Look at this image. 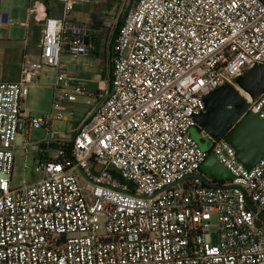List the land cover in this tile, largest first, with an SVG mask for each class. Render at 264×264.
<instances>
[{
  "label": "built area",
  "instance_id": "obj_1",
  "mask_svg": "<svg viewBox=\"0 0 264 264\" xmlns=\"http://www.w3.org/2000/svg\"><path fill=\"white\" fill-rule=\"evenodd\" d=\"M57 1L38 55L25 51L19 78L0 81V264H264V153L247 169L225 139L205 149L190 133L206 95L264 66V0H136L114 37L108 92L68 84L62 54L95 45L75 0ZM101 25L113 36L109 11ZM46 68L51 108L35 117L25 101ZM79 96L91 113L62 140L53 122ZM248 110L264 117V91ZM37 144L39 178L12 186L15 150ZM210 152L234 178L203 172Z\"/></svg>",
  "mask_w": 264,
  "mask_h": 264
},
{
  "label": "water",
  "instance_id": "obj_2",
  "mask_svg": "<svg viewBox=\"0 0 264 264\" xmlns=\"http://www.w3.org/2000/svg\"><path fill=\"white\" fill-rule=\"evenodd\" d=\"M100 19L101 14L94 15L93 29L100 24ZM235 84L222 83L205 96V108L197 115L194 127L205 130L211 137L206 139L208 145L200 142L203 148L210 149L212 139L219 141L223 138L235 148L244 167L250 169L264 153V117H260L259 112L247 111L248 100H254L264 91V66L254 65L239 74ZM201 169L219 181L234 178L211 152L201 164Z\"/></svg>",
  "mask_w": 264,
  "mask_h": 264
},
{
  "label": "rangeland",
  "instance_id": "obj_3",
  "mask_svg": "<svg viewBox=\"0 0 264 264\" xmlns=\"http://www.w3.org/2000/svg\"><path fill=\"white\" fill-rule=\"evenodd\" d=\"M110 12L114 9V17L115 21H120L123 15H125L126 11L130 8L131 5L134 4L136 0H119V1H111V0H100ZM124 3V4H123ZM30 6V0H0V15L2 13H8L9 15V24H0V80L3 79V75L8 72L11 75H16V68L13 71H9V64L5 67V48L9 47H21L24 39L25 27L20 25L21 21H25L27 19L28 10L27 7ZM124 6L122 15L117 17V13L119 12V8ZM115 7V8H113ZM119 7V8H117ZM28 21V20H27ZM104 33L99 34V39L104 40ZM61 61L63 63H67V52H64L61 56ZM8 69V70H7ZM54 80V75L49 72L48 77H44L42 82L38 85H32L29 88V94L25 101L26 108L31 111L32 116L38 117L42 116L49 112L51 108L52 102V83ZM91 89L94 90L97 87V84H89ZM87 86V87H88ZM108 88V86H107ZM92 106L87 104L86 97L79 96L78 100L74 103L73 107L67 113V122L65 121H55L53 123L54 129H61L64 132H67V137L72 136V129L76 124L82 121L84 117H87L91 113ZM78 126V125H77ZM191 135L197 140L204 139V135L198 128H191ZM45 136V130L35 129L32 132V141L38 142L41 138ZM205 144L208 143L205 141ZM40 145L30 146L28 150H25L22 147H18L15 150V163L12 177V186H20L23 182H33L39 178V174L35 171L34 160L38 154ZM81 177V172H80ZM219 227L218 218L216 214L212 215L210 219V230L214 232L213 239L216 241L217 230Z\"/></svg>",
  "mask_w": 264,
  "mask_h": 264
},
{
  "label": "crops",
  "instance_id": "obj_4",
  "mask_svg": "<svg viewBox=\"0 0 264 264\" xmlns=\"http://www.w3.org/2000/svg\"><path fill=\"white\" fill-rule=\"evenodd\" d=\"M111 1L115 2L119 0ZM34 4L36 5V12L32 9ZM27 10V19L25 21H21L20 23V25L25 27V37L23 39L24 41L22 46L19 48H11L9 46H6L5 48V54H7V56H5L4 69L9 64V71H13V69L16 68L17 73L14 77V75H11V73L8 72L6 75H3V79H1L0 81L16 80L19 78L20 65L24 52L27 50H31L34 55H38L39 53L38 45L41 38L44 18L46 16L59 17L61 15L60 4L57 0H30V6L27 7ZM105 11L110 12L107 6L104 5V3H102L100 0H75V17L81 20L87 28H90L92 30V41L95 45V48L89 55H79L77 57H73L67 52V63H63L62 61L61 62L63 66H65L70 72V78L67 80L68 84L70 85L82 86L91 89L88 86L89 84H97L95 90L101 89L102 92H108L109 90V87L107 88V86L108 77L110 76V55H112L114 38L112 34H108L105 28H103L101 25L103 13ZM110 13L115 16L114 9ZM95 14H101V19L100 24L93 29V18ZM0 24L2 23L0 22ZM102 33H104L105 38L101 41L99 39V34ZM49 72L52 73L50 69H44L42 75L39 77L38 82L32 85L40 84L44 77L49 76ZM91 90H94V88H92ZM75 102L70 104V109L73 107ZM87 117H84L82 121ZM67 119L68 117L66 115V118L64 120L58 121L67 122ZM81 122L76 124L75 127L72 129V136L74 135V130L76 129L77 125H79ZM53 130L55 132V135L62 140H68L72 138V136L67 137V132H64L61 129L53 128Z\"/></svg>",
  "mask_w": 264,
  "mask_h": 264
},
{
  "label": "trees",
  "instance_id": "obj_5",
  "mask_svg": "<svg viewBox=\"0 0 264 264\" xmlns=\"http://www.w3.org/2000/svg\"><path fill=\"white\" fill-rule=\"evenodd\" d=\"M123 4H124V3H123ZM118 8H119V7H118ZM123 9H124V6H122V7L119 8V12H117V17L120 18V16L122 15ZM126 13H127V11H126ZM126 13H125V15H126ZM125 15H123V17L121 18L120 21H118V23H117V21L115 22V23H116V28H115V30H114L113 38L116 36V34H117V32H118V28H119V26L122 24ZM110 57H111V55H110ZM110 70H111V66H110ZM108 87H109V89H110V87H111V76L108 77ZM201 132H202V131H201ZM202 133H203V132H202ZM203 135H204V139L200 140L201 143H205L206 139H208L204 133H203ZM210 147H211V146H210Z\"/></svg>",
  "mask_w": 264,
  "mask_h": 264
},
{
  "label": "bare ground",
  "instance_id": "obj_6",
  "mask_svg": "<svg viewBox=\"0 0 264 264\" xmlns=\"http://www.w3.org/2000/svg\"><path fill=\"white\" fill-rule=\"evenodd\" d=\"M245 96H246V98H248L249 99V96L247 95V94H245V93H243Z\"/></svg>",
  "mask_w": 264,
  "mask_h": 264
}]
</instances>
